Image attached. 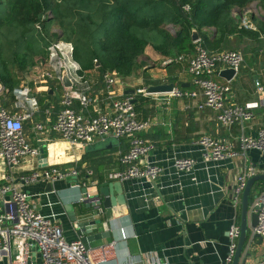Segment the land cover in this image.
I'll use <instances>...</instances> for the list:
<instances>
[{
	"label": "crops",
	"instance_id": "obj_1",
	"mask_svg": "<svg viewBox=\"0 0 264 264\" xmlns=\"http://www.w3.org/2000/svg\"><path fill=\"white\" fill-rule=\"evenodd\" d=\"M244 12V15L234 13L238 29L258 33L260 11L257 10L256 4ZM209 33L212 36L211 41L219 38L213 29ZM254 33L225 35L216 49L240 51L243 54V64L232 81L218 78L223 83H230L232 87L230 103L256 107L254 119L246 123L243 130L253 137L257 136L260 129H264V106L260 105L264 94L258 92V87L264 85V35L256 36ZM145 52V57L141 59L142 67L131 77H117L111 95L115 98L133 97L139 120L149 121L142 138L156 146L147 157L140 159L139 165H158L162 167L163 172L156 181L130 179L120 182L123 185L124 204L112 206L110 209L102 206L95 216V219L105 226L99 232L111 231L113 236L111 239L95 241L92 248L116 241L113 255L104 264H144L150 259L157 264H221L229 252L228 232L235 222L241 224L242 200L239 197V204L235 200L236 179L248 167H254L257 174L264 173V154L249 150L242 157L222 161L205 160L204 149L197 143L200 137L209 135L233 144L238 150L242 127L220 125L214 112L199 109L198 105L203 102L201 93L197 88H193L192 82L188 81L185 75L188 71V60L195 55L194 51L183 54L186 59L182 63L175 60L171 65H165L167 58L155 52L151 46H148ZM39 64L32 68L22 84H29L32 92L37 90L46 102L39 104L38 112L31 120L25 122L29 125L26 129L29 132L25 130V134L27 133V140L32 147L39 149V143L45 142L47 166L41 167L40 157H28L20 166L11 168L5 159L0 157V184L12 176L14 186L28 193L38 211L49 220L60 224L65 240L72 242L80 236L77 234L76 224L70 220L66 205H74L77 215L82 211L88 212L86 204L79 201L84 195V188L72 187L74 178L59 180L54 184L39 181L28 185L20 182L19 177L31 174L36 169L57 167L66 170L80 163L83 170L80 179L87 178L86 171H94L92 179L96 180L97 184L87 190L96 196L100 188L108 186L111 182H118H110L108 175L124 169L120 164L119 154L129 150V139L120 140L119 148L108 151L97 149L93 152H88L87 146L71 147L64 142L58 134L50 130L60 112L61 98L57 101L53 99L58 87L54 82L60 84L47 79L36 84L34 81L38 75L49 69L44 62ZM146 71L152 72L153 76L145 85L141 77ZM87 72L89 74H85L92 83L91 96L94 98V103L88 109L89 113L98 115L109 112L111 104L110 100H107L103 76L96 69ZM158 80H162V83L153 84ZM165 83H173L177 89L196 91L198 96L168 99L164 94L144 96L137 92L135 95L127 93L130 90L138 91ZM34 95L38 99L36 93ZM1 97L2 93L0 104ZM7 109L13 115L22 112L15 105ZM37 124L42 125V131L35 130ZM99 142L101 141L97 140L91 145ZM186 158L196 159L197 165L191 171H178L174 161ZM256 190L252 189L254 196L258 193ZM114 195L117 200L121 196L117 192ZM4 207L0 199V211L4 210ZM123 231L127 235L125 240L122 239ZM251 234L250 231L248 243L251 241ZM256 243L257 240L254 239L252 244L257 252L247 264L264 263V242L262 246H257ZM244 258L243 256L241 262ZM0 264L7 263L3 260Z\"/></svg>",
	"mask_w": 264,
	"mask_h": 264
},
{
	"label": "built area",
	"instance_id": "obj_2",
	"mask_svg": "<svg viewBox=\"0 0 264 264\" xmlns=\"http://www.w3.org/2000/svg\"><path fill=\"white\" fill-rule=\"evenodd\" d=\"M185 9L189 10V7L186 6ZM37 27L41 29L40 25ZM195 51V55L188 60L187 70L193 77L192 85L199 90L203 98V102L198 105L199 109L214 112L220 125L242 127V133L238 138V150L233 144L209 135L200 137L197 143L204 149L203 158L208 161H222L227 158L245 156L249 150L264 154V129H260L255 137L243 131L245 124L254 119L256 107L230 103L229 96L232 92L230 83L219 84L214 80L215 77H219L221 67L234 69L238 73L244 61L243 54L240 51L226 50L212 52L202 45H197ZM74 53L75 47L72 42L55 40L51 42L47 50V59L39 61V63L44 62L49 69L41 72L34 82L39 84L46 79L57 81L63 92L60 112L50 130L58 134L71 147H86L97 140L103 141L110 137L118 140L129 139V150L119 154V161L124 169L111 172L108 175L109 181L123 182L130 179L156 181L163 172L161 166L139 165L140 159L147 157L156 148L154 143L142 138V133L147 130L149 121L139 120L133 97L115 98L111 95L112 88L119 77L111 72L103 76L107 100H110L111 104L109 112L98 115L89 113L88 109L94 103V98L91 96L92 83L82 71ZM185 59L184 55L176 59L167 58L164 64H172L175 60L182 63ZM39 63L37 65H40ZM64 73L71 81L70 88H66L62 82ZM173 89L174 91L166 92L164 96L168 99L198 96L196 91L176 87ZM258 92L264 94V85L258 87ZM13 93L16 99L14 105L22 111L20 114L13 115L0 104V157L5 159L11 168L20 166L25 158L40 157L41 154L40 149L30 145L24 130V123L31 120L38 112V99L35 95L33 98L30 97L34 92L27 83L15 88ZM137 93L149 95L147 89H138ZM260 105L264 106V100L260 102ZM35 130L42 131V125H35ZM174 165L178 171H191L197 165V160L176 159ZM82 171L77 164L66 170L57 167L41 168L31 174L21 175L19 180L31 185L39 181L54 184L59 180L74 178L72 187L89 189L96 186L97 181L92 179L94 171H86L87 178L80 179ZM255 175H257L256 169L248 167L236 179L237 204L247 180ZM93 196L90 193L84 194L79 201L83 204L89 203ZM0 199L5 206L4 212L0 213V261L5 260L7 264H38L39 258L40 264H104L116 249V241L91 249L86 247L81 238L72 242L66 241L63 236V227L42 215L31 201V196L20 187L14 186L12 176H9L5 183L0 184ZM254 200L250 209L258 215L259 225L252 231L249 244H252L256 234L264 238V191L258 193ZM239 236L240 224L235 222L228 232L229 252L221 264H233ZM126 238L127 235L123 231L122 239ZM144 264H157V262L150 259Z\"/></svg>",
	"mask_w": 264,
	"mask_h": 264
},
{
	"label": "trees",
	"instance_id": "obj_3",
	"mask_svg": "<svg viewBox=\"0 0 264 264\" xmlns=\"http://www.w3.org/2000/svg\"><path fill=\"white\" fill-rule=\"evenodd\" d=\"M254 4L260 11L259 32L238 29L234 13L244 15ZM53 27L60 33L52 34ZM211 29L218 39L211 41ZM193 30L199 33L198 43L192 40ZM239 32L264 35V0H0L1 105L6 109L14 105V89L47 59L55 40L74 44L83 72L96 69L102 76L111 72L127 78L142 67L148 46L173 59L196 52L197 45L218 51L221 38ZM28 127L25 123L24 130ZM254 188L264 191V181ZM256 196L252 191L250 204Z\"/></svg>",
	"mask_w": 264,
	"mask_h": 264
},
{
	"label": "water",
	"instance_id": "obj_4",
	"mask_svg": "<svg viewBox=\"0 0 264 264\" xmlns=\"http://www.w3.org/2000/svg\"><path fill=\"white\" fill-rule=\"evenodd\" d=\"M192 40L194 43L200 42L199 33L195 30L192 31ZM96 67H99V63H96ZM237 76V72L234 69H224L221 70L219 77H223L226 81L230 82ZM62 82L66 88L71 87V81L67 78L66 74L64 73L62 76ZM174 84L173 83H165V85H156V86H148L147 92L149 94H165L166 92L174 91ZM3 90V86L0 82V94ZM136 90L127 91L128 94L135 95ZM31 98L34 97V94L30 96ZM120 147V140L110 137L106 140H103L95 145L87 146L88 152H93L97 149L108 151L110 149L119 148ZM45 142L41 141L39 143L40 149V158L42 165L41 167L47 166V159H46V149H45ZM264 181V173L257 174L247 180L245 189L241 196L240 202V236L238 247L234 255L233 264H247L249 259H252L253 256L256 254L257 250L254 244L248 243L249 232L253 231L259 225L258 215L251 211L250 209V195L254 185L258 182ZM123 185L120 182H111L108 186L102 187L99 190V194L92 197V201L86 203V209L89 210L88 212L82 211L81 214L76 213L74 210V205H66V210L68 211V215L70 217L71 222L76 224L77 234L80 236L82 242L86 244L88 249L92 248V244L95 241H101L105 239H111L113 234L111 231H102L99 232L100 229H104V223L100 222L98 219H95V216L98 215V210L100 207H104L106 209H110L112 206H116L118 204L123 205L124 198H123ZM120 193V198L117 200L114 193ZM84 194L88 193V190L84 188ZM104 198V199H102ZM123 202V203H122ZM97 210V211H96ZM91 211V212H90ZM4 210L0 211L3 213ZM257 240L256 245L262 246L264 242V238L260 235L256 234L254 237ZM38 250V248H37ZM39 256V255H38ZM243 256L245 257L243 262H241ZM38 264H40V259H37Z\"/></svg>",
	"mask_w": 264,
	"mask_h": 264
},
{
	"label": "rangeland",
	"instance_id": "obj_5",
	"mask_svg": "<svg viewBox=\"0 0 264 264\" xmlns=\"http://www.w3.org/2000/svg\"><path fill=\"white\" fill-rule=\"evenodd\" d=\"M170 30H171V32H175L174 30H173V28L171 27V26H169L168 27ZM51 32H52V34H59L60 33V30H59V28H57V27H53L52 29H51ZM159 64H161V62L159 63ZM86 74H89V72H86ZM85 74V75H86ZM185 75H186V78H187V80L188 81H190V82H192V79H193V77H192V75L188 72V71H186L185 72ZM152 76H153V74H152V72H150V71H146V72H144L143 74H142V81H143V83L146 85L147 83H149L150 82V80H151V78H152ZM86 77H87V75H86ZM89 77V76H88ZM88 79V78H87ZM214 80H215V82H218L219 84H221V83H223V81L222 80H219V78L218 77H215L214 78ZM156 82H158V83H162V80H158V81H156ZM58 87H56V94H55V97H53V99L54 100H59L60 98H61V95H62V87L60 86V85H58L56 82H54ZM193 88L194 89H196L194 86H193ZM37 90H33V92L34 93H36V95H37V97L38 98H42V96H40L39 95V93L38 92H36ZM27 132H29V130L27 131ZM27 134V133H26Z\"/></svg>",
	"mask_w": 264,
	"mask_h": 264
}]
</instances>
